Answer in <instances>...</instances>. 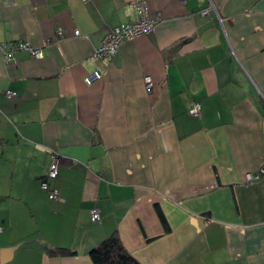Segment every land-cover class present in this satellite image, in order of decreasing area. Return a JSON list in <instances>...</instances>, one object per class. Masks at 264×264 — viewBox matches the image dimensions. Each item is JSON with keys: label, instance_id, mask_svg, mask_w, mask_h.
Masks as SVG:
<instances>
[{"label": "crops", "instance_id": "crops-1", "mask_svg": "<svg viewBox=\"0 0 264 264\" xmlns=\"http://www.w3.org/2000/svg\"><path fill=\"white\" fill-rule=\"evenodd\" d=\"M137 1L153 31L94 61ZM17 41L42 56L0 50L6 264H92L113 232L139 264H264V174L243 182L264 165V0H0V43Z\"/></svg>", "mask_w": 264, "mask_h": 264}, {"label": "built area", "instance_id": "built-area-1", "mask_svg": "<svg viewBox=\"0 0 264 264\" xmlns=\"http://www.w3.org/2000/svg\"><path fill=\"white\" fill-rule=\"evenodd\" d=\"M87 2L89 0H82ZM215 10L213 4L208 5L206 8L201 10L202 14H207L210 11ZM135 18L132 21L123 23L119 26L111 28L106 35L103 37L99 45L92 52L91 58L94 61L109 60L112 55L116 52L118 46L126 40H132L138 36L148 35L154 29L156 24V19H151L147 15V7L144 1H137L135 5ZM78 34V31L74 32ZM58 34L61 35L60 31ZM0 50L5 60H11L13 55L18 51H26L31 57L39 58L42 56L41 48L31 46L26 41H17L14 43L3 42L0 43ZM100 78L98 71L86 76L85 81L87 84H91ZM146 87L150 88L152 86V81L149 77L144 78ZM5 95L8 97L15 96V92L6 91ZM200 104L195 102L187 110V114L192 117H198L200 115ZM59 158L56 154H50L49 166L42 177L40 182V188L47 194V197L51 200H58L59 193L57 188L52 186L51 181L55 180L58 176ZM264 174V165H262L255 173H245L243 177L244 183H252ZM90 219L92 222L100 221V214L97 207H93L90 210Z\"/></svg>", "mask_w": 264, "mask_h": 264}, {"label": "trees", "instance_id": "trees-1", "mask_svg": "<svg viewBox=\"0 0 264 264\" xmlns=\"http://www.w3.org/2000/svg\"><path fill=\"white\" fill-rule=\"evenodd\" d=\"M55 180H52L51 184L57 188L54 185ZM43 248L49 256H65L74 254L72 250L65 248L50 247L47 245H44ZM88 256L92 264H139L124 248L117 232L111 233L101 240L96 246L91 248L88 252Z\"/></svg>", "mask_w": 264, "mask_h": 264}, {"label": "water", "instance_id": "water-1", "mask_svg": "<svg viewBox=\"0 0 264 264\" xmlns=\"http://www.w3.org/2000/svg\"><path fill=\"white\" fill-rule=\"evenodd\" d=\"M19 245L5 247L0 249V264H6L12 260L14 251Z\"/></svg>", "mask_w": 264, "mask_h": 264}, {"label": "rangeland", "instance_id": "rangeland-1", "mask_svg": "<svg viewBox=\"0 0 264 264\" xmlns=\"http://www.w3.org/2000/svg\"><path fill=\"white\" fill-rule=\"evenodd\" d=\"M9 263V262H8Z\"/></svg>", "mask_w": 264, "mask_h": 264}]
</instances>
